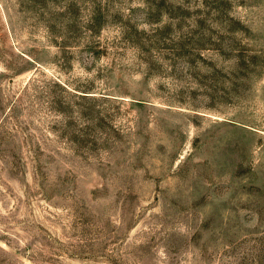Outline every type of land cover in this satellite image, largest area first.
<instances>
[{
	"label": "rangeland",
	"instance_id": "374dc122",
	"mask_svg": "<svg viewBox=\"0 0 264 264\" xmlns=\"http://www.w3.org/2000/svg\"><path fill=\"white\" fill-rule=\"evenodd\" d=\"M0 264H264V0H0Z\"/></svg>",
	"mask_w": 264,
	"mask_h": 264
}]
</instances>
